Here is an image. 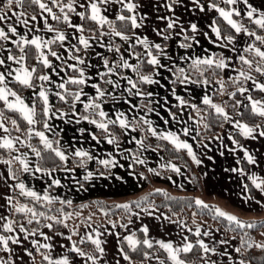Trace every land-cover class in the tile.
I'll list each match as a JSON object with an SVG mask.
<instances>
[{
    "label": "snow or ice",
    "instance_id": "snow-or-ice-1",
    "mask_svg": "<svg viewBox=\"0 0 264 264\" xmlns=\"http://www.w3.org/2000/svg\"><path fill=\"white\" fill-rule=\"evenodd\" d=\"M221 2L225 6H221ZM237 2L238 0H155L153 3L152 0H149L146 6L143 0H66V2L65 0H51L50 4L48 0H3L0 4V21L5 22V26H0V101H3V109H0V129H4L6 134L0 135V148L6 150L8 155L0 154V162L7 166V177H10L14 183L6 184L7 189L11 190L10 192L6 190L0 194L3 196L7 209L6 215H0V230H2L0 231V251L7 254L6 258L0 257V264H16L12 245H23L24 240L21 239V235L24 239H29L36 234L43 237L44 242L31 238L30 246H23L19 249V251L27 253L34 264L36 257L30 250L33 246L35 252L40 255V264H77V261L67 254V249L64 255L53 256L51 251L55 247L51 242L53 237L41 230L43 226L48 229H55L56 225L67 228V220L71 216L81 215L79 212L65 211L64 206H71L73 204L72 199L50 194L49 189L53 185L62 183L61 179L52 176V173L57 170L69 171L66 167L69 157L72 158L73 163H77L84 169L82 176L84 181L110 175L108 171L90 170L87 166L89 161L95 159L97 164L103 165L105 169L115 168L119 164L117 155L112 152H108L104 158H99L94 157L93 152L83 146L73 147L70 143H62V129L55 128L54 124L50 123L54 116L62 118L66 123L79 124L81 121H86L88 124L94 125L99 130L98 132L84 127H78L77 131L81 134L88 132L90 138L97 143L107 141L115 146V151L121 154L124 150L119 145V140L122 138L120 133H128L130 129L134 131L138 127L140 132L144 133L146 127L148 133L169 141L177 151L186 150L187 155L196 164L202 163L192 143L187 139L180 138L176 131L163 129L157 131L153 121L142 115L140 110L157 111L155 107H152L151 97L158 95V93L149 91L146 86L161 85L167 88L172 97H175L178 106L188 105L196 111L197 117H200L197 120L198 124L203 123L205 128L209 127V124L200 116L198 105L191 100H186L177 92L178 85L211 83L209 76L206 75L209 70H211V76L216 77L221 91L224 90L225 84L223 77L218 76L217 73L223 72L226 68L234 70L233 75L227 77L233 84L241 80H251L256 89L264 91V82L258 80L252 73L254 69L264 75V34L258 33L255 28L246 26L244 23L246 16L249 23H254L259 29L264 30V8L255 7L249 0H242L246 9L244 15L241 16V10L234 6ZM25 4L29 7L37 5L42 10L39 12V16L43 18L44 29L54 33V35L47 37L39 34V24L33 23L37 21V13L33 12L31 20H29L28 14L23 11ZM13 5H16L20 11H17ZM54 7L59 10V14L53 10ZM109 9H111V15L107 14ZM206 10H215L217 13V16H213L211 22L206 25V28L213 35L204 30L197 19H183L185 13L192 17L197 11L203 13ZM9 13L15 17V22H9ZM73 14L79 17L80 22H73ZM49 16L54 21L62 22L65 27H54L52 23H49ZM235 16H239L240 19L234 18ZM217 17L226 22L227 29H222ZM16 24H23L24 31L22 33ZM69 28L72 29L71 33L67 31ZM140 29H144V31L141 32ZM149 32L153 33L154 37L150 36ZM30 33L31 35H29ZM236 34L245 35L252 39V42H246L238 50L235 46ZM201 36L207 38L213 45L230 49L233 55L207 49L205 51L209 54H190V50L201 43ZM73 40L75 42H72ZM256 41H259V45ZM54 44H59L66 50L67 58H64L65 53H61L52 47ZM173 44L184 49V53L178 57L173 56ZM96 45L106 49L112 56L94 51ZM123 45H127V47L122 51ZM30 53L34 54L35 60L47 71L40 70L37 75V64H28ZM92 55L98 58V63L95 66L91 61ZM49 56L54 57L56 61H59V64H55L52 59H49ZM69 59L72 61L71 63ZM233 61H238L241 67L237 68ZM94 67L95 71H93ZM68 70H71L72 74H68ZM61 71L65 75L54 80L52 73L59 77ZM164 73L168 74L167 77ZM10 77L23 87L38 88L32 93L34 99L31 100V103L9 86ZM35 81H39V84ZM89 86L92 89L90 93L85 91V88ZM186 90L191 92V89ZM237 91L241 94L248 92L247 100L250 101L251 112L264 118V100L253 98L244 85L234 88L228 95L234 97ZM50 94H54L56 100L62 102L66 107L56 108L50 102ZM82 97L83 99H81ZM130 97L139 98L141 102L134 103ZM146 98L147 103L145 104L143 101ZM163 99L166 102L164 107L167 109L168 115L173 120H179L180 117L177 112L172 111L171 107L168 106V97L164 96ZM38 101L41 105L39 110L37 109ZM119 102H124L130 106L127 112L115 107ZM202 102L208 106L204 108V112H209V108H211L214 110L217 120L222 119L235 124L243 137L264 138V123L250 124L240 119L231 118L225 107L220 103H215L208 94L203 95ZM78 104L81 106L79 111L77 109ZM109 104L112 105L111 109L105 107ZM241 104L242 101H235L236 106ZM4 109L17 112L27 122V127L22 130L16 118L6 117ZM134 110L136 114L130 116L129 113ZM178 110L183 111V108L178 107ZM113 111L114 116L110 114ZM237 111L239 112L238 109ZM38 113L39 119L37 118ZM5 119H10L15 130L17 132L23 131V135L11 136L7 134L9 129L4 122ZM164 123H168L167 118H164ZM113 126H118L120 132H117ZM180 131L188 134L190 129L185 125ZM198 131L199 129H197ZM48 133H51V136ZM228 136L231 143L235 145L234 148H230V151L236 152L237 149H241L243 157L249 164L256 165L258 163L256 154L235 139L232 132H229ZM34 137L38 138L37 143L32 142ZM144 138L146 137L138 139L131 136V140L135 141L139 148H152L153 145L148 144L146 146L143 143ZM75 139L73 137V140ZM80 139H83V135ZM17 144L26 145L31 152H20ZM92 147L95 148V145ZM155 147L159 149L164 145L157 144ZM128 151L132 153L129 158L133 159L135 163H145V159L143 157L137 158V153L133 152L132 149ZM13 152L17 154L13 155ZM32 154L36 157V161L30 163L29 157ZM209 159L212 157L209 156ZM57 160L60 162L59 168L55 163ZM237 163H240L239 157H237ZM13 164H16L15 168H13ZM119 166L124 167L123 164H119ZM128 167L131 168L133 165L129 164ZM159 167L169 168L177 174L180 172V167L171 161L161 163ZM71 171L75 175V169H71ZM148 171L156 173L157 169L149 168ZM231 171H238L242 176L245 174L243 167L233 168ZM20 173H31L34 179L37 177V173H43L52 178L48 186L40 192L20 179ZM139 175L143 177L145 174L141 172ZM7 177L5 178L6 182ZM118 178L123 179L119 176ZM247 179L251 182V186L259 190L262 196L260 198L253 196L250 185L244 183L241 194L245 202L252 200L264 207V177L260 176L259 173L250 172L247 174ZM77 186L83 187L79 183ZM17 190H19L18 196L11 194ZM152 191L164 192L165 196H168L164 189H153ZM18 197L26 199L21 202ZM27 198H30L32 202L29 203ZM169 198L177 199L176 197ZM179 199H190L189 207L194 202L201 213L209 212L214 219L223 224L225 231L239 230L242 232L243 234L239 237V246L235 247L236 253H240L241 248L245 246L247 248L255 246L264 251V240H255L249 232L244 231L256 227L264 228V217L251 220L243 219L219 205L207 203L199 196L194 198L181 197ZM142 202V211L149 216L155 215L149 211V209L156 208V204L149 200L148 194L142 195L135 201L126 200L121 203H114L113 207L122 209L125 213H133L139 218L141 211H136V209H141ZM57 203L58 206L53 210V205ZM95 203L102 204L99 200ZM37 205H42L43 208H38ZM86 206V204H81L79 207ZM99 210L102 213L109 211L103 206ZM56 212L61 215L54 214ZM16 214H19L20 219L26 221L28 226H31L34 221L39 226L30 229L25 223L17 224L14 218ZM195 215L196 213H193V217ZM89 222H91V216L85 221L86 224ZM131 222V219L127 221V223ZM179 222L189 232L194 230L195 239L190 240L187 235H184L183 243L179 244L174 243L171 239H153L149 236V225L142 222L138 229H133L127 235H123L122 241H118V255L129 261V264H136L129 251L125 250L123 242H126L128 249L141 253L145 258L151 257L158 264H168V262L170 264H196L194 260L185 259L181 255L192 252L195 247L201 254L200 264H218V261L212 259L209 254L222 252V250L215 245H210L202 238L212 236V232L210 230L202 232V226L199 224H196L193 229L189 228L184 220ZM107 223L112 225L113 229L116 228L117 224L121 228L126 227L125 223L111 219ZM193 223L195 224V219ZM108 231L110 232L111 229ZM216 231L219 232L220 227H216ZM77 232L78 226H73L68 233L56 230V235H67L68 240L71 241L70 250L76 256L85 258L82 264H89V261L92 264H108L106 259H101L106 255L104 246L106 241L101 238L100 227L97 225L91 232L79 236L81 244L90 241L94 250H85L78 245L76 240L72 239V235L77 234ZM137 232L143 233L142 239L137 236ZM115 235L120 237L121 233L116 232ZM218 243L223 245L227 244L228 241L221 239ZM154 244L166 252L165 258L154 255V252L159 250L153 248ZM142 246H146V248ZM222 254L227 256V260L231 264H237V261L238 264H251L242 256H234L231 253ZM116 264H119V260L116 261ZM140 264H144V261H141Z\"/></svg>",
    "mask_w": 264,
    "mask_h": 264
},
{
    "label": "crops",
    "instance_id": "crops-1",
    "mask_svg": "<svg viewBox=\"0 0 264 264\" xmlns=\"http://www.w3.org/2000/svg\"><path fill=\"white\" fill-rule=\"evenodd\" d=\"M2 2L3 0H0V4H2ZM143 2L147 6L149 0H143ZM152 2L154 3L155 0H152ZM249 2L253 4L255 7L264 8V0H249ZM48 3L50 4L51 0H48ZM221 6H225V5L221 2ZM234 6L238 7L241 10L240 15L243 16L246 6L243 4L242 0H238L237 4ZM13 7L16 8L17 11H20V9L16 5H13ZM53 10L56 11L57 14H59L58 9L54 7ZM40 11L42 10L39 9V12ZM161 12H163V9H161ZM107 14L111 15V9H109V12ZM45 15L48 14L45 13ZM9 16H10L9 22H15V17L12 16L11 13H9ZM213 16H217L215 10H206L203 13L197 11L192 17H189L188 13H185L183 19L185 20L189 18L197 19L198 22H200L201 27L204 28V30L209 31L210 35H213L210 32V30L206 28V25L211 22V18ZM234 18L240 19L239 16H235ZM28 19L31 20V15L29 14H28ZM73 22H80L79 17H77L75 14H73ZM33 23L39 24L40 35L47 37H51L52 35H54V33H51L46 29H44L43 18L39 16V13L37 14V21ZM49 23H52L54 27H59L54 25V20H52L50 16H49ZM0 26H5V22L0 21ZM16 27L21 33L24 31L23 24H16ZM64 27L65 25L63 24V27L60 28H64ZM67 31L68 33H71L72 29L69 28L67 29ZM139 31L143 32L144 29H140ZM29 35H31V33ZM149 35L154 37V34L151 32H149ZM236 35H237V41L235 46L237 47L238 50L246 42H252V39H249L245 35L242 34H236ZM200 40L201 43L195 45L190 50V54H196V55L209 54V52L205 51L207 49L211 51H222L228 55H233L230 49H224L222 47H218L217 45H213L207 40V38L203 36L200 37ZM72 42L75 41L73 40ZM126 47L127 45H123L121 50L123 51L124 48ZM56 50H58L61 53H65L64 58H67L66 50L60 47V45H58ZM94 51L112 56L111 53H108L106 49L100 47L99 45L95 46ZM184 51H185L184 49L179 48L175 44L172 45L173 56L178 57L179 55H182ZM49 59H52L55 64H59V61H56L54 57L49 56ZM91 61L95 66L98 63V58L95 55H92ZM69 62L71 63L72 61L69 59ZM233 62L236 64L237 68L240 67L237 65L236 61ZM44 71H47V69H44ZM93 71H95V67L93 68ZM223 72L224 75L228 77L230 75H233L234 70L226 68L223 70ZM64 75L65 73L63 71L60 72L59 77L55 73H52V77L54 80H58ZM164 75L165 77H167L168 74L164 73ZM256 78L261 82H264V75L260 74ZM13 83L16 82L14 81L13 78L10 77L9 86L15 89L21 96H23L27 102L31 103V100L34 99L32 93L34 91H37L38 88L37 89L28 88L25 91H19L13 85ZM37 84H39V81L37 82ZM245 87L249 90L250 93L252 89H256L253 86V81L251 80H247ZM147 89L154 93H158V95H153V97H151L153 101L152 107H155L157 111L147 112L146 110L142 109L140 110L142 115L147 116L149 119L153 121V125L156 127L157 131H160L162 129L176 131L179 133L180 138L187 139L190 143L193 144L194 150L196 151L198 157L202 160L201 164L199 165L196 164V165L198 170L202 174L204 190L209 193H218V195L232 201L235 205H239L247 209L262 210L263 207L252 200H248L245 202L244 197L242 196L241 193L243 191V184L248 183L249 181L247 179L248 173L256 172L259 173L260 176L264 177V146H262L264 145V138L253 139L251 137L248 138L243 137V140L240 141V143L244 144L245 147L249 148V150L251 152H254L257 156L258 163L256 165L249 164L246 161V159L243 157V151L241 149H237L236 152L230 151V148H234L235 145L231 143V139L229 138L228 133L232 132L234 136V132L239 131L236 128L235 124L226 121V125L221 133L217 135L209 136L204 140L199 141L197 138L198 136L197 129L200 128L201 123L199 124L197 123L198 118L194 116L192 112L193 109H191L188 105L178 106V101H176L175 97L171 96V93L167 90L166 87L153 84L147 86ZM186 89H191V92L189 93V91H187ZM217 89H220L218 82L215 83L211 82L209 84L201 83V84L177 86V92L179 95L183 96L186 100H191L193 103L196 104L203 103L202 97L204 94H208L213 99V92L214 90ZM85 91L90 93L92 89L89 86L85 88ZM247 95L248 92H245L244 94H240V97L238 99L242 101V104L238 105L240 109L243 108L247 102H250L247 100ZM164 96L168 97V101H167L168 106L171 107L172 111L177 112L178 116L180 117L179 120H173L171 116L168 115V111L164 107L166 103L163 99ZM130 98L133 100L134 103L141 102L139 98L136 97H130ZM81 99H83V97ZM255 99L264 100V91H261L260 96ZM50 102L56 108H58L56 106V97L54 96V94H50ZM143 103L145 104L147 103V98L143 101ZM220 104L224 106V103H220ZM105 107L111 109L112 105L111 104L105 105ZM115 107L121 108L122 110L127 112L130 106L124 102H119L115 105ZM178 107H182L183 111H179ZM77 109L78 111L81 110V106L79 104L77 105ZM226 111L228 110L226 109ZM228 112L230 113L231 118L239 119L238 114H234L230 111ZM110 114L114 116V111L110 112ZM133 114H136L135 110L132 113H129L130 116ZM70 115L72 114L70 113ZM164 118L168 119L167 124L164 123ZM4 122L9 129V132L7 134L11 136L23 135L21 133L11 132L10 123L8 119H5ZM50 123L54 124L55 128L62 129L61 132V136L63 137L62 143H70L73 145V147L83 146L84 148L92 151L94 157H99V158H104L107 156L108 152H112L113 154L117 155L119 164L124 165V167H120L118 164L115 168H109L107 170L110 173L109 176L94 177L92 180L89 181H84L82 179L84 169H82L79 165L76 166L66 165L69 171L57 170L52 173V176L59 177L62 181L60 185H53L52 188L49 189V192L52 195H60L61 197H64L66 199L70 198L72 199L73 203L76 204V203H83L89 201L90 199L102 198V197L114 199L122 202L132 196H136L142 192L148 191L151 187H170L171 189H183L190 192H194L195 190V186L187 172L186 167L183 164L167 158V156L163 151L158 150L154 147L152 148L146 147L141 149L136 145L135 141L131 140V136H135L138 139L142 138L141 134L137 130L133 131L130 129L128 133H122V138L119 140V145L120 148H122L124 151L123 154H121L120 152L115 151V146L109 144L107 141L97 143V141L92 140L90 138L88 132H85L84 134L79 133L77 131L78 127H84L86 129L90 128L92 131H97V132L99 131L98 129L95 128L94 125H90L86 121H81L79 122V124L66 123L62 118L54 116L50 120ZM185 125L190 129L188 134H184L183 132L180 131V129ZM5 134L6 133L4 129H0V135H5ZM48 135L51 136V133H48ZM81 135H83L82 140L80 139ZM150 136L154 140L163 139L161 137L153 136L151 135V133ZM73 137H75L76 139L73 140ZM193 137H195V139H193ZM143 143L146 146L148 145L144 142V140ZM93 145H95V148L92 147ZM17 147H19L20 152H29V153L31 152V150L28 149L26 145L17 144ZM129 149H132L133 152L137 153V158L143 157L145 159V163L144 164L135 163L133 159L129 158L132 155V153L128 151ZM12 154L16 155L17 153L13 152ZM209 156H211L212 159H209ZM237 157L240 158V163H237ZM70 158L71 157H69V159ZM29 160L30 163L36 161V157L34 156V154L30 155ZM169 161L177 164L180 167V172L178 174L176 172L174 174H169V175H162L160 173L159 165L161 163H167ZM129 164L133 165V167L129 168L128 167ZM97 165L98 164L94 159L92 161H89L87 166L90 170L99 172L100 170L96 169ZM135 165H137L138 167H140L145 171H148L149 168L157 169L156 173L148 171L151 178L153 179L152 185L148 184L145 175L143 177L139 175L141 171L136 170L134 167ZM240 167L245 168V174L243 176L238 171H231V169L233 168L238 169ZM71 169H75V175H73ZM118 176L123 177V179H119ZM6 177H7V166L3 162H0V194L4 193L6 190L10 192L11 190L7 189L6 184L14 183L10 177H7V182H6L5 181ZM169 177H171V179H169ZM19 178L23 179L28 184V186L34 187L37 191L42 192L43 189L48 186L52 177H49L43 173H37V177L34 179L31 173H22V175ZM77 183L82 184L83 187L82 188L78 187ZM17 191L19 192V190ZM252 195L256 196L257 198H260L262 196L259 190L255 188ZM142 207L141 209H136V211H141V216L137 218L133 214V216L130 218L132 222L125 223L126 227L123 228L120 237H117L115 235L116 232H119L118 226H116V228L113 229L112 225L108 224L107 222L102 224L89 222L87 224H84L80 228V230L76 234L78 235L77 239H75L74 234L72 235V239L79 242V236H83L85 235V233L91 232L92 229L98 225L102 232L101 238L102 240L106 241L104 245L106 248V255L101 259L102 260L106 259L108 261V264H116L117 260H119V264H129V261L124 260V258L121 255H118L119 252L118 241H121V237H123V235H127L133 229H138L142 222L149 225V236L153 239H164V240L171 239L174 241V243L179 244V243H183L184 235H187L189 238L190 233L195 234L194 230L192 232H189L188 229H186L183 224H180L179 222L180 220L172 219L164 209H160V208L149 209V211L155 213V215L149 216L147 215V213L142 211ZM6 213H7V209L5 208V201L3 199V196L0 195V215H6ZM199 225L202 226V232L204 230H210L212 232V236L202 237V238L205 239L210 245H215L218 249L224 251L225 249L221 248L222 244L218 243L221 239H224L223 231L220 229V231L217 232L215 227L208 226L207 224L204 223H200ZM189 228L194 229L195 225ZM70 229L71 228L68 226L67 228L63 227L62 229H60V231L68 233ZM108 229H111V231L109 232ZM41 230L48 233L46 228ZM48 235L53 237V240L51 242L55 245V247L51 250L53 256L64 255L66 249L70 251L71 241L68 240L67 235L65 236L56 235V232L48 233ZM21 237L23 236L21 235ZM31 238H35L37 240H40L41 242H44L43 237H40L38 234H36L34 237L25 239L23 245L13 244L12 248H13L14 259L16 264H34L32 258L29 257L27 253H23L22 251H20L17 256V252H16V247L22 248L23 246H30ZM232 242H233L232 248L235 251V247L238 244V237L234 236ZM223 246H226V244H223ZM30 250L33 251L34 246L31 247ZM210 254L212 255L213 253ZM219 254H221V251L214 253V256L216 258H212V257L211 258L218 259L217 260L218 264H228L227 259L222 260L218 258ZM236 254L238 255V253ZM6 255L7 254L5 252L0 251V257L6 258ZM154 255H158V254L154 252ZM72 259L77 261V264H82L85 258L78 257L75 255L73 256ZM35 264H37V260H35ZM145 264H158V262L155 259L149 257L148 261Z\"/></svg>",
    "mask_w": 264,
    "mask_h": 264
},
{
    "label": "trees",
    "instance_id": "trees-1",
    "mask_svg": "<svg viewBox=\"0 0 264 264\" xmlns=\"http://www.w3.org/2000/svg\"><path fill=\"white\" fill-rule=\"evenodd\" d=\"M23 11H25L27 14L31 15L33 12H36L37 14L39 13V9L37 5H32L31 7H29L27 4H25V7L23 9ZM218 18V23L221 24L222 29H227V25L226 22H224L222 20V18ZM89 24L91 22H88ZM244 23L252 28H255L257 30L258 33L264 34V30H261L258 28V26H256L254 23H249L248 18L245 16L244 17ZM54 25L55 26H59V27H63V23L62 22H57L54 21ZM87 26V25H86ZM85 34H88L87 32ZM256 43L259 45V41H256ZM59 44H54L52 45V47L54 49H56L58 47ZM18 52V50H15ZM247 55H250L248 53H245ZM237 65L241 67L240 63L238 61H236ZM28 64H37L38 66V72L37 75L39 74L40 70H44L42 65H40V63L38 61L35 60L34 54L30 53L29 59H28ZM247 67V66H245ZM211 70H209L208 73H206V75L209 76V79L211 80L212 83L217 82L216 77L211 76ZM252 73L255 77L259 76L260 73L256 72L254 69L252 70ZM68 74H72L71 70L68 71ZM218 76H222L223 80H224V84H225V88L223 91H221V89H217L214 90L213 92V99L215 103H224L225 108L234 113V114H238V118L240 120H243L245 122H248L250 124L252 123H264V118L260 117L258 114H253L251 112V105L250 102H247L245 105H247V107L243 108H239L238 106L235 105V101L239 99L240 94L238 91L236 92L234 97H230L228 95L229 92H231L234 88H237L240 85H244L246 84L247 81L245 80H241V81H237L235 84H233L232 81L228 80L227 77L224 75V72H218L217 73ZM36 83L38 81H35ZM13 85L19 90V91H25L26 87L21 86L20 84L13 83ZM147 87V86H146ZM253 98H258L261 94V90L259 89H252L251 91ZM198 107L200 108V116L209 124V127L205 128L204 124L201 123L199 131H198V140H204L205 138L212 136V135H217L219 133L222 132V130L224 129L225 125H226V121L220 119L217 120L216 118V114L214 113V110H212L211 108H209V112H204V108L208 107L207 105H204L203 103H198L197 104ZM40 102H37V109L39 110L40 108ZM56 106L58 108L60 107H66L62 102H58L56 100ZM0 109H3V101H0ZM237 109L239 110V112L237 111ZM194 116L197 117L196 111L193 109L192 110ZM4 113L6 115V117H14L17 119L20 128L23 130L27 127V122L24 121L17 112H15L14 110H8V109H4ZM211 113V115H210ZM37 118L39 119V113ZM198 119L200 117H197ZM9 123H10V119H8ZM142 127H145L143 125H141ZM38 127H40V125H38ZM114 129L117 132H120L119 127L118 126H113ZM10 130L13 133H21L23 134V131L21 132H17L14 128L13 125H11L10 123ZM142 137H146L144 138V142L146 144H151L153 145L154 148H156L155 146L157 144H162L164 145V147L159 148L158 150H161L165 153V155L167 156V158L177 161L181 164H183L186 169L187 172L195 186V190L194 192H190V191H186L183 189H171L170 187H151L148 191L146 192H142L136 196H132L130 198H128L127 200H131V201H135L136 199H138L139 197H141L142 195L148 194L149 195V200H151L152 202H154L156 204V208H160V209H164L169 216L172 219H177V220H184L185 223L191 227L194 226L196 224L199 223H204L207 224L208 226H213V227H220V229L223 231L224 237L228 238L230 236H237L238 237V244L237 246H239V237L240 235H242L243 233L240 232L239 230L237 231H225L223 224L219 221L216 220L212 217V215L205 211L204 213L200 212V209L197 208L194 204V202H192V206L189 207V203L191 202L190 199H179L181 197H185V198H194L196 196H200L199 194L202 193V191H204V183H203V178H202V174L200 173V171L197 168L196 163L191 159L190 156L187 155L186 150H179L177 151L174 146L167 140L165 139H157L154 140L151 138L150 133L147 132V128L145 127V132L141 133L140 132V128L138 127L136 129ZM121 137H122V133H120ZM234 136L237 140L242 141L243 140V136L240 134L239 131H235L234 132ZM38 138H33V143H37ZM42 147V146H41ZM0 154L7 156L8 152L2 148H0ZM51 163V162H49ZM57 164V167H60V162L57 160L55 162ZM67 165L70 166H76L78 165L77 163H73L72 158H70L68 160ZM16 167V164L13 165V168ZM136 170L141 171L145 174V177L147 178L148 184L152 185L153 184V179L151 178L150 174L148 171H145L143 169H141L140 167H138L137 165L134 166ZM96 169L100 170V171H107L108 169H105L103 166L101 165H97ZM159 171L162 175H169V174H174L175 172L169 168H159ZM22 175V173L19 174V177ZM248 184L251 187V192L253 193L254 191V186H251V182L248 181ZM153 189H164L168 196H165L164 192H153ZM176 190L178 192L184 191L183 193H174L173 191ZM13 195H17L18 196V191H16L15 193H13ZM169 197H176L177 199H170ZM21 202H24L26 198L24 197H18ZM28 202L31 203V199L27 198ZM97 200L101 201L102 204L98 205L97 203H95ZM126 201V200H125ZM123 202V201H122ZM114 203H121V201L118 200H114V199H109V198H94V199H90L89 201L83 202V203H76V204H72L71 206L65 205V211L68 212H79L81 213V210L87 209V208H91L93 207V211L94 212H100V207L103 206L107 209H109L108 212L106 213H101L103 214L101 216V218H96L93 219L91 218V222H95V223H103V222H107L109 219L114 220V221H119L121 223H126L132 216L133 213H125L122 209H116L113 207ZM81 204H86V207H79ZM210 204V203H209ZM165 205H168V207H165ZM58 206L57 204L53 205V210L55 209V207ZM143 206V202L141 207ZM38 208H43L42 205H37ZM264 209V207H263ZM193 213H196L195 217H193ZM56 215H61L60 213L56 212L54 213ZM92 214V212L90 214H82L80 216H71L68 220H67V225L72 228L73 226H78V231L80 230V228L86 224L85 221H87V218ZM175 214V215H174ZM123 217V219H121ZM16 219L17 224L19 223H25L26 226L27 223L26 221H23L20 219V215L16 214V216L14 217ZM195 219V224L193 223V220ZM253 219V218H252ZM256 219H260V218H256ZM251 220V219H249ZM54 223V222H53ZM39 225H37V223L34 221L33 224L31 226H28L30 229L31 227H37ZM118 226V231L120 233H122L123 228L119 227V224H117ZM47 229L48 233H54L56 232V230H60L63 228L62 225H56L55 229H48L46 226L41 227V229ZM263 228L260 227H256L255 229H245L244 231L249 232L250 235L253 237L254 233H256L257 231L261 230ZM78 233V232H77ZM76 235V234H74ZM137 236L140 237L141 239L143 238V233L142 232H137ZM189 238L195 239V234L194 233H190ZM121 241H122V237H121ZM78 245L82 248H84L85 250H94V246L91 244L90 241H86L83 244H81L80 242H78ZM124 246H125V250L129 251V254L132 256V260L136 262V264H140L141 261H144V264L147 262L148 258L143 257V255L139 252H134L130 249L127 248L126 242H123ZM144 248H146V246H142ZM154 249H159L158 245H153ZM43 250V249H42ZM149 251H151V249H149ZM34 256L36 257L37 260V264H40V255L39 253L35 252V249L33 250ZM155 253H157L158 255H160L162 258L166 257V252L163 249H159L158 251H156ZM71 257L75 256V253H73L71 250L68 253ZM185 259H190V260H194L196 262V264L200 263V259H201V254L198 250L193 249L192 252L190 253H182L181 254ZM240 256H242L244 259L249 260L251 262V264H264V251H262L259 248H256L255 246H253L252 248H247L242 247L241 248V252L239 253ZM89 264H92L91 261H89ZM168 264H170V262H168Z\"/></svg>",
    "mask_w": 264,
    "mask_h": 264
},
{
    "label": "rangeland",
    "instance_id": "rangeland-1",
    "mask_svg": "<svg viewBox=\"0 0 264 264\" xmlns=\"http://www.w3.org/2000/svg\"><path fill=\"white\" fill-rule=\"evenodd\" d=\"M173 192L177 193V194L178 193L180 194V193H183L184 191L178 192V191L174 190ZM199 195H200L199 197L204 199L207 203H210V204H213V205H219L220 207H222V208H224V209H226L228 211L233 212L234 214L238 215L239 217H241L243 219H252V218L256 219V218L264 217V209H262V210H259V209H247V208H244L242 206L235 205L232 201H230V200H228L226 198H223L222 196L218 195V193H209V192H206L204 190ZM91 212H92V214L90 216L93 219L101 218V216L103 215V214H101L102 212H99V211L98 212H94L93 211V207L81 210L82 214H84V213L85 214H90ZM103 223H106V222H103ZM101 224H102V222H101ZM77 236L78 235H75V239H77ZM233 237L234 236H230L228 238L224 237V239H227L228 243L226 244V246H223V245L221 246V248H224L225 250L222 251L221 254H219V257H218L219 259H222V260L227 259V256L223 255L222 253H231L234 256L237 255L235 253L234 249L232 248L233 247V242H232L233 241ZM253 238L255 240H258V241L259 240H264V228L259 230V231H257L256 233H254ZM21 239H23V237H21ZM23 240H25V239H23ZM19 249H21V248L16 247L17 256H18V254L20 252ZM68 253H69V251H68ZM209 255L212 258H216L214 256V253L212 255L211 254H209ZM238 255H239V253H238ZM215 260H218V259H215ZM227 263L231 264V262H229L228 260H227Z\"/></svg>",
    "mask_w": 264,
    "mask_h": 264
}]
</instances>
